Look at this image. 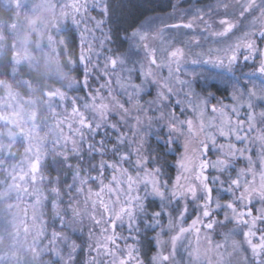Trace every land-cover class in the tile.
Returning <instances> with one entry per match:
<instances>
[{
  "label": "snow or ice",
  "instance_id": "1",
  "mask_svg": "<svg viewBox=\"0 0 264 264\" xmlns=\"http://www.w3.org/2000/svg\"><path fill=\"white\" fill-rule=\"evenodd\" d=\"M166 7L0 0V264H264V0Z\"/></svg>",
  "mask_w": 264,
  "mask_h": 264
},
{
  "label": "trees",
  "instance_id": "2",
  "mask_svg": "<svg viewBox=\"0 0 264 264\" xmlns=\"http://www.w3.org/2000/svg\"><path fill=\"white\" fill-rule=\"evenodd\" d=\"M205 2H206V0H205ZM155 4H156V7H157L158 11H166L167 10L166 0H155ZM137 18L142 19V17L139 16V12H135L134 11L130 16H128L127 23L131 24L134 21L138 22V19ZM72 239L73 240H76L77 243L80 242L77 235H73L72 236ZM84 259H85V254L84 253H81L80 254L81 264H82V261Z\"/></svg>",
  "mask_w": 264,
  "mask_h": 264
}]
</instances>
